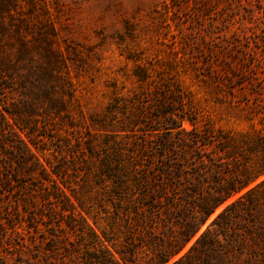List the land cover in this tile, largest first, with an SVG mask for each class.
Here are the masks:
<instances>
[{
	"label": "trees",
	"instance_id": "16d2710c",
	"mask_svg": "<svg viewBox=\"0 0 264 264\" xmlns=\"http://www.w3.org/2000/svg\"><path fill=\"white\" fill-rule=\"evenodd\" d=\"M25 1L31 7L22 14ZM216 1L186 3L193 4L194 19L223 12L228 28L229 5ZM34 7L33 0H0V264H264L258 71L240 74L228 53L211 57L205 45L196 47L202 39L189 47V37L175 38L180 47L171 66L192 76L197 89L186 87L182 99L179 87L169 95L163 86L151 102L159 111L188 102L183 121L192 129L182 131L189 143L173 140L171 132L156 142L105 147L79 138L76 145L61 142L55 162L46 163L31 136L55 132L49 116L66 110L67 100L64 85L47 71L61 63L60 52L49 31L34 23ZM215 29L213 23L203 35L207 43ZM153 70L137 65L135 76L151 85ZM211 103L220 108L216 116ZM220 121L246 122L249 130L234 132Z\"/></svg>",
	"mask_w": 264,
	"mask_h": 264
},
{
	"label": "rangeland",
	"instance_id": "374dc122",
	"mask_svg": "<svg viewBox=\"0 0 264 264\" xmlns=\"http://www.w3.org/2000/svg\"><path fill=\"white\" fill-rule=\"evenodd\" d=\"M187 1L179 2V9L172 7V0H33L35 7L31 10L33 18L37 17L34 23L38 29L49 31L61 56V63H52L47 71L53 75L54 83L64 85L62 95L67 100L66 110H53L49 116L56 124L55 132L31 136L43 148L40 156L44 162H55L61 142L71 140L76 145L79 138L105 147L125 140L156 142L171 132L173 140L189 143L182 131L192 129L188 121H183L189 117L188 102L173 103L160 111L151 102L153 94L163 86L161 93L169 95L179 87L185 92L182 99L188 97L186 87L197 89L192 76L185 77L171 66L174 49L180 47L178 42L174 44L175 38L189 37V47L202 39L196 47L205 45L204 51H211V57H226L224 53H228L227 59L240 74L244 70L258 71L255 77L264 81V0L216 1L229 5L230 10L224 12H231L229 17L235 21L228 28L223 24V12L215 19H194V9L188 7L193 4ZM167 6L170 9L166 10ZM30 7L28 1L21 3V13ZM213 23L215 34L207 43L203 35ZM144 64L154 69L151 85L135 76L137 65ZM244 75L245 79L251 78L249 72ZM197 95L201 96L198 92ZM176 99H180L179 94ZM211 105L216 116L220 108ZM219 123V127L226 125L225 121ZM198 126L203 127L204 123L199 121ZM228 126H234L233 131L238 133L249 130L246 122L225 127ZM184 151L188 155L193 152L190 148Z\"/></svg>",
	"mask_w": 264,
	"mask_h": 264
}]
</instances>
